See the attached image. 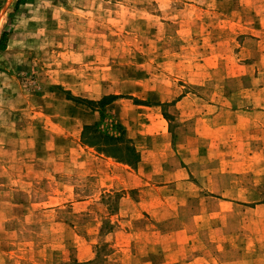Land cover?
I'll return each instance as SVG.
<instances>
[{"label": "rangeland", "instance_id": "374dc122", "mask_svg": "<svg viewBox=\"0 0 264 264\" xmlns=\"http://www.w3.org/2000/svg\"><path fill=\"white\" fill-rule=\"evenodd\" d=\"M18 1L0 264H264V0ZM97 123L136 166L82 144Z\"/></svg>", "mask_w": 264, "mask_h": 264}, {"label": "trees", "instance_id": "16d2710c", "mask_svg": "<svg viewBox=\"0 0 264 264\" xmlns=\"http://www.w3.org/2000/svg\"><path fill=\"white\" fill-rule=\"evenodd\" d=\"M24 0L18 1L15 9L22 4ZM7 34L2 33L0 36V53L4 52L7 47ZM116 97H103L99 101H84V105L93 107H105ZM103 112L100 111V121L104 119ZM120 130L119 135H108L99 130V123L95 125H86L82 129L81 142L83 145L96 149L99 153L117 160L119 163L134 167L139 162V155L133 147L130 140L124 137L120 125H115Z\"/></svg>", "mask_w": 264, "mask_h": 264}, {"label": "crops", "instance_id": "0c3cea01", "mask_svg": "<svg viewBox=\"0 0 264 264\" xmlns=\"http://www.w3.org/2000/svg\"><path fill=\"white\" fill-rule=\"evenodd\" d=\"M5 51H6V50H5ZM5 51H4V52H5ZM4 52H2V53H4ZM2 53H0V54H2Z\"/></svg>", "mask_w": 264, "mask_h": 264}]
</instances>
